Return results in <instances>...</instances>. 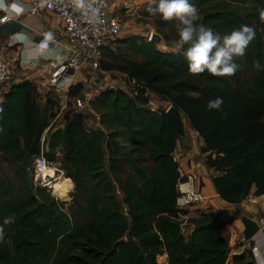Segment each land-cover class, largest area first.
Returning <instances> with one entry per match:
<instances>
[{
	"label": "trees",
	"instance_id": "obj_1",
	"mask_svg": "<svg viewBox=\"0 0 264 264\" xmlns=\"http://www.w3.org/2000/svg\"><path fill=\"white\" fill-rule=\"evenodd\" d=\"M189 2L199 11L196 24L215 34H230L242 25L255 30L245 55L234 57L240 65L234 75L192 74L183 55L190 45L177 54L135 33L116 39L145 55L129 71L145 95L121 86L102 88L91 99L100 115L98 127L77 109L66 111L64 125L49 126L52 99L41 103L37 84L29 78L5 92L0 154L15 165L13 174L0 168V264H163V253L166 264H226L230 240L215 210L199 209L188 217L192 231L188 236L183 231L182 214L192 203L178 202L176 122L165 107L149 104L150 90L181 106L200 131L206 141L202 148L211 149L207 162L219 170L213 181L223 197L239 200L254 186L255 194L263 193L264 21L259 9L264 0ZM159 30L170 44L179 38ZM115 51L105 45V67ZM256 60L260 69L253 66ZM81 87L77 82L72 92ZM217 97L224 101L221 109L209 110L208 102ZM41 152L50 160L61 159L71 190L75 182L74 214L66 198L57 196L60 188L52 193L34 180L33 161Z\"/></svg>",
	"mask_w": 264,
	"mask_h": 264
},
{
	"label": "built area",
	"instance_id": "obj_2",
	"mask_svg": "<svg viewBox=\"0 0 264 264\" xmlns=\"http://www.w3.org/2000/svg\"><path fill=\"white\" fill-rule=\"evenodd\" d=\"M29 11L36 13L51 10L62 19V29L50 33L51 37L62 50L64 56H50L48 59L49 72L41 83H37V98L41 102L58 98L60 108L58 112L51 111V124L61 125L65 120L64 112L70 109L83 110L91 106V99L97 94L94 77L105 73L108 69L103 65L105 45L117 38L122 29V19L119 14L124 3L122 0H28ZM9 12H2L0 8V88L7 90L11 86L15 73V57L9 51L17 39L3 38L1 35L2 24L11 18ZM48 33L47 30L44 31ZM152 31L148 37L151 38ZM111 45V44H110ZM113 47V45H111ZM114 79V86H121L130 91V88L139 81L128 71L119 70ZM120 81L122 83H120ZM82 82L79 92H72V86ZM43 103V102H42ZM59 115L62 118L58 119ZM62 121V122H61ZM53 160L41 152L33 161L34 180L44 182L40 177L42 168ZM219 172V170H217ZM188 177L182 176L179 182L180 195L178 202L194 203L204 197L200 188L187 184ZM45 183V182H44ZM185 184V185H184ZM182 198V199H181ZM260 229L264 231V211L258 215ZM253 249L257 264H264V255L259 251L254 242ZM163 264L168 262L167 253H163Z\"/></svg>",
	"mask_w": 264,
	"mask_h": 264
},
{
	"label": "crops",
	"instance_id": "obj_3",
	"mask_svg": "<svg viewBox=\"0 0 264 264\" xmlns=\"http://www.w3.org/2000/svg\"><path fill=\"white\" fill-rule=\"evenodd\" d=\"M122 2L124 3L122 9H124L130 1L122 0ZM29 7L28 0H0L2 12H9L12 15L9 20L2 24L1 35L3 38L17 39L9 49L15 57V73L12 83L25 78L33 80L36 84L41 83L49 72L48 58L55 55L58 57L64 56L62 50L58 45L56 46V42L50 35V33L62 29L61 17L51 10L32 13L29 11ZM45 30L48 31L47 34L44 33ZM117 72L113 75H116ZM102 74L108 76L105 73ZM97 77H94L97 82L96 86L102 82L110 81L108 78L98 81ZM120 83L122 82L120 81ZM111 85H114V83L98 88L97 93L102 88ZM7 90L0 88V101ZM155 92L162 95L157 91L150 90V104H153L152 98H154ZM89 108L94 110V116H87V123L94 127L100 126L99 113L95 111L92 105ZM64 123L65 120L61 125H64ZM177 148H175V152ZM180 149V156L175 154L180 161L181 178L182 176L187 178L188 173H192L187 184L200 188L204 193L203 198L192 203L188 212L182 214V217H184V233L188 236L194 228V223L188 220L189 216L199 214V209H213L218 213L219 219L222 220V231L229 236L231 239L230 244H232L238 233L241 234L244 228L241 215L245 213L258 218L260 212L264 211V192L255 194L254 186L251 193L239 200L226 199L218 192L213 181L217 169L207 162V155L211 149L204 150L202 147H180ZM251 240L258 245L259 251L264 255V231L259 229Z\"/></svg>",
	"mask_w": 264,
	"mask_h": 264
},
{
	"label": "rangeland",
	"instance_id": "obj_4",
	"mask_svg": "<svg viewBox=\"0 0 264 264\" xmlns=\"http://www.w3.org/2000/svg\"><path fill=\"white\" fill-rule=\"evenodd\" d=\"M129 4H127L124 9H121L119 12L122 22H123V28L121 30V33H119V36L126 37L128 35H132L135 33L138 34H144L149 35V33L153 30H170L172 31V34L175 36L177 34L175 25L177 23L176 20L171 21H165L162 19L161 14L152 15L147 11L148 8V0H129ZM161 32V31H160ZM111 45L115 48V54H112L109 58V63L106 65L108 70L105 72L108 76L103 75L102 73L97 77L96 79L101 81L103 78H108L110 81L102 82L98 86L99 88L114 83V79H117L116 75H113L119 70H125L132 72V69L134 68V65L139 63L141 60L144 59L145 55L141 52H138L134 50V47L130 44L129 41H120L117 42V39H113L110 42ZM158 46L164 49H171V44L168 43L164 36L161 41L157 42ZM107 57V56H105ZM129 72V73H130ZM140 85L136 84L130 88V91L136 92L139 91L141 95H145V90L142 88H139ZM153 99V106L155 107H167L171 100L167 99L164 95H159L154 93ZM51 99V98H50ZM45 103V100H42L41 103ZM150 104V103H149ZM50 105L53 107V111L58 112L60 108V100L58 98L52 99L50 101ZM87 113V116L93 117L94 116V110H90V108L85 107L83 109ZM66 113L65 111H63ZM62 118L61 115H59L58 119ZM188 125V131L189 136L186 141H182L180 138L177 139V146L176 154L180 156L181 149L180 147H203L206 144V141L204 137L201 135L200 131L195 128L190 121L187 120ZM51 163H54L57 165L64 173V180L57 186L55 190H52L51 192H56L60 188V192L57 195L62 196L66 199H63L65 201V205L67 210H69L71 213L74 214L75 209V202H73V194L76 189L75 182L74 187L71 191V194L69 197H67L69 191L71 190V183L68 179V177L65 174V169L62 165V161L60 158L54 159ZM15 164L7 161L2 157L0 154V168L3 172H8L13 174V167ZM42 178V177H41ZM180 182V181H179ZM36 183H42L46 184L40 180H38ZM47 185V184H46ZM179 185V184H178ZM50 189V186L47 185ZM179 187V186H178ZM67 192V194L65 193ZM119 199L122 201V207L124 211H127V204L123 201L124 191L121 187H118L116 190ZM61 198V197H60ZM62 199V198H61ZM192 205V204H191ZM229 237V236H228ZM230 242L231 239L229 238ZM254 242L250 240H245L242 237V233H238L236 238L233 240L232 244H230L229 249V256L227 258L226 264H250L251 261L255 260L256 263V255L255 251L253 249ZM164 255H159V260H163Z\"/></svg>",
	"mask_w": 264,
	"mask_h": 264
},
{
	"label": "clouds",
	"instance_id": "obj_5",
	"mask_svg": "<svg viewBox=\"0 0 264 264\" xmlns=\"http://www.w3.org/2000/svg\"><path fill=\"white\" fill-rule=\"evenodd\" d=\"M147 11L152 14H161L165 21L176 20L175 25L178 39L171 41V51L179 54L184 45H190L183 51L188 61V70L192 74L204 73L207 70L215 76L234 75L240 65L235 63L234 57L245 55L246 48L255 38V30L247 25L233 30L230 34L221 36L213 33L205 25H197L199 11L189 0H148ZM260 20L264 21V8L259 9ZM254 68L260 69L258 60L253 63ZM224 101L221 97L208 102V109L220 110ZM11 217L5 220L9 223ZM3 230L0 229V239Z\"/></svg>",
	"mask_w": 264,
	"mask_h": 264
},
{
	"label": "water",
	"instance_id": "obj_6",
	"mask_svg": "<svg viewBox=\"0 0 264 264\" xmlns=\"http://www.w3.org/2000/svg\"><path fill=\"white\" fill-rule=\"evenodd\" d=\"M151 38L155 40L156 42H159L161 41V39H163V35L160 31L153 30ZM166 110L174 118L176 122V129H177L179 138L182 141H186L189 136L187 120L188 121L190 120L187 114L185 113L184 109L178 104L171 102L166 107ZM241 216L244 222L242 236L245 240H250L255 235V233L260 229L259 220L258 218H255L245 213L242 214Z\"/></svg>",
	"mask_w": 264,
	"mask_h": 264
},
{
	"label": "bare ground",
	"instance_id": "obj_7",
	"mask_svg": "<svg viewBox=\"0 0 264 264\" xmlns=\"http://www.w3.org/2000/svg\"><path fill=\"white\" fill-rule=\"evenodd\" d=\"M39 175L40 177H42L44 182L50 186L51 191L55 190L65 178L63 171L54 163H49L45 165ZM71 191L72 190L69 191V195L71 194Z\"/></svg>",
	"mask_w": 264,
	"mask_h": 264
}]
</instances>
